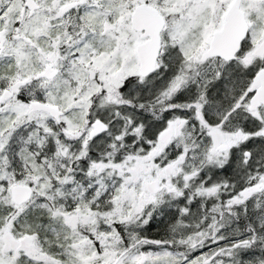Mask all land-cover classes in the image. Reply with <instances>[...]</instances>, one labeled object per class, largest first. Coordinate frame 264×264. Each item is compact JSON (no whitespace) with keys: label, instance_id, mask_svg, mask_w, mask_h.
Returning a JSON list of instances; mask_svg holds the SVG:
<instances>
[{"label":"snow or ice","instance_id":"1","mask_svg":"<svg viewBox=\"0 0 264 264\" xmlns=\"http://www.w3.org/2000/svg\"><path fill=\"white\" fill-rule=\"evenodd\" d=\"M0 264H264V0H0Z\"/></svg>","mask_w":264,"mask_h":264}]
</instances>
